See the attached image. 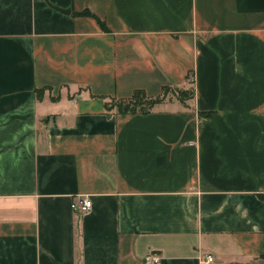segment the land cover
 I'll list each match as a JSON object with an SVG mask.
<instances>
[{
	"label": "crops",
	"instance_id": "0c3cea01",
	"mask_svg": "<svg viewBox=\"0 0 264 264\" xmlns=\"http://www.w3.org/2000/svg\"><path fill=\"white\" fill-rule=\"evenodd\" d=\"M0 264H264V0H0Z\"/></svg>",
	"mask_w": 264,
	"mask_h": 264
},
{
	"label": "trees",
	"instance_id": "16d2710c",
	"mask_svg": "<svg viewBox=\"0 0 264 264\" xmlns=\"http://www.w3.org/2000/svg\"><path fill=\"white\" fill-rule=\"evenodd\" d=\"M186 91L174 88L171 86H165L163 88L162 95L159 97H149L145 91L136 90L133 96L129 99L113 100V106L117 108L118 112L122 115L136 114V113H149L154 106L163 102L169 94L185 93ZM194 95V91H191V96ZM182 101L189 97H179ZM111 105V106H112Z\"/></svg>",
	"mask_w": 264,
	"mask_h": 264
},
{
	"label": "built area",
	"instance_id": "2783aa9c",
	"mask_svg": "<svg viewBox=\"0 0 264 264\" xmlns=\"http://www.w3.org/2000/svg\"><path fill=\"white\" fill-rule=\"evenodd\" d=\"M92 206H93V202L87 196L80 197V199H76L72 203V208L79 212H87L90 209H92ZM149 258L153 263L160 262V256L156 253H151L149 255ZM213 261H214V257L212 255H207L205 259H202V262H213Z\"/></svg>",
	"mask_w": 264,
	"mask_h": 264
},
{
	"label": "rangeland",
	"instance_id": "374dc122",
	"mask_svg": "<svg viewBox=\"0 0 264 264\" xmlns=\"http://www.w3.org/2000/svg\"><path fill=\"white\" fill-rule=\"evenodd\" d=\"M191 87H192V86H191ZM191 91H192V90H188V91H186V92L183 93V94L181 93V95H179V94H177V93H175V94L173 95V94L171 93V94L168 95V97H173V96H174V97H178V98H179V97H190V95H191ZM110 103L113 104L114 102L112 101V102H110Z\"/></svg>",
	"mask_w": 264,
	"mask_h": 264
}]
</instances>
